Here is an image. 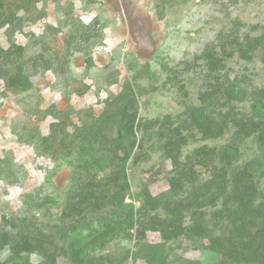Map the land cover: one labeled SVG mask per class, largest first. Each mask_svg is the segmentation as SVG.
I'll return each mask as SVG.
<instances>
[{
    "label": "rangeland",
    "instance_id": "374dc122",
    "mask_svg": "<svg viewBox=\"0 0 264 264\" xmlns=\"http://www.w3.org/2000/svg\"><path fill=\"white\" fill-rule=\"evenodd\" d=\"M256 99L264 0H0V264H264L232 220L264 191Z\"/></svg>",
    "mask_w": 264,
    "mask_h": 264
},
{
    "label": "trees",
    "instance_id": "16d2710c",
    "mask_svg": "<svg viewBox=\"0 0 264 264\" xmlns=\"http://www.w3.org/2000/svg\"><path fill=\"white\" fill-rule=\"evenodd\" d=\"M250 113L252 118L258 120H264V100L256 99L252 102L250 106ZM190 121L196 126H207L209 124L208 119L204 116V113L201 109H192L190 112ZM117 138L120 143H116L118 147H122V140H125V134H122V130H119V134ZM124 142V141H123ZM225 151L227 154H234L237 152V148L233 145H227L225 147ZM208 186V188H207ZM204 192L209 191V184H205L203 186ZM143 201L145 206L150 210L154 211L156 209V201L150 195V193L145 189L142 192ZM203 196V195H201ZM199 197V196H198ZM239 208L240 211L237 213V220L232 218L233 223H240L244 225L245 228L254 229L255 233L253 237L263 242L264 248V191L258 190L253 186H248L239 196ZM197 198L194 200L186 201L184 203V207L181 209H175L176 214L180 215L185 211L190 209H194L192 206L195 202H197ZM132 216L131 213L126 212L123 218L119 221L118 225L108 226L106 231H103L98 235L97 238L87 241L84 245L80 247H76L75 241H71L67 246V252L69 257L75 261L76 263H82L84 256L90 251L94 250L97 247L104 244L106 239V235L111 233L112 235H118L123 227L127 229L132 227ZM125 228V229H126ZM164 248L162 245H150L147 246V251L144 258L148 262H154L155 259H159L158 263L163 264V255ZM198 264V263H197Z\"/></svg>",
    "mask_w": 264,
    "mask_h": 264
}]
</instances>
